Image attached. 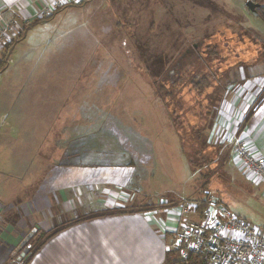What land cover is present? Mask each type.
Masks as SVG:
<instances>
[{"label": "rangeland", "instance_id": "374dc122", "mask_svg": "<svg viewBox=\"0 0 264 264\" xmlns=\"http://www.w3.org/2000/svg\"><path fill=\"white\" fill-rule=\"evenodd\" d=\"M12 1L0 0L5 180L22 173L15 152L35 142L38 130L60 131L67 163L121 162L148 148L152 172L173 198L185 186L190 197L206 190L264 232L263 194L236 187L221 165H211L196 132L227 90L229 67L264 64V22L248 0ZM206 82L211 90H203ZM164 85L170 96L159 93ZM16 129L30 133L17 139ZM185 153L202 166L194 178Z\"/></svg>", "mask_w": 264, "mask_h": 264}, {"label": "crops", "instance_id": "0c3cea01", "mask_svg": "<svg viewBox=\"0 0 264 264\" xmlns=\"http://www.w3.org/2000/svg\"><path fill=\"white\" fill-rule=\"evenodd\" d=\"M229 69L228 88L216 100L205 129L204 149L212 154L210 164L221 165L236 187L264 197V180L244 168L233 146L240 137L264 158V64L237 63ZM36 132L33 145L22 143L15 152L22 172L17 179L0 175V264L14 259L17 264H164L173 244L171 232L181 221V201H199L208 191L190 197L185 186L173 198L174 192L163 190L167 181L159 182L152 172L148 148L129 153L121 162L89 157L67 163L58 152L60 131ZM16 133L19 139L30 132ZM191 169L194 178L197 172ZM187 218L198 220L201 215ZM54 229L59 230L22 260L31 250V239Z\"/></svg>", "mask_w": 264, "mask_h": 264}, {"label": "built area", "instance_id": "2783aa9c", "mask_svg": "<svg viewBox=\"0 0 264 264\" xmlns=\"http://www.w3.org/2000/svg\"><path fill=\"white\" fill-rule=\"evenodd\" d=\"M238 161L258 178L264 180V158L255 155L240 137L234 141ZM198 201L184 198L180 204L181 221L171 232L173 246L181 255L206 253L207 264H264V232L234 214L228 206L218 205L209 196L208 207L198 220L187 218L195 214ZM9 264H17L14 259Z\"/></svg>", "mask_w": 264, "mask_h": 264}, {"label": "trees", "instance_id": "16d2710c", "mask_svg": "<svg viewBox=\"0 0 264 264\" xmlns=\"http://www.w3.org/2000/svg\"><path fill=\"white\" fill-rule=\"evenodd\" d=\"M253 1H255V0H253ZM260 3H262V2H260ZM258 16L264 22V7L261 8V9H259ZM48 19H44V20H48ZM41 20H43V19H41ZM27 28H28V26L26 27V29ZM25 32H23V34H21L19 36V38L15 41V43L24 37ZM11 48H13V47L11 46ZM10 53L11 52H9V58H10ZM6 65H7V61H5V62L4 61H1L0 62V71L3 70L6 67ZM204 80H208L207 77H204ZM201 83H202V80L200 79L199 81L195 82L194 85L195 86H198V85H201ZM206 83L207 84H205V86L202 87L203 90H206V89H208V88L211 87V84H209L208 82H206ZM167 90H168V92L166 94V91ZM159 93H161L162 95H164V97H166V95H168V96L171 95L169 89L165 85L162 86V87H160ZM165 99H166V103L169 104L167 98H165ZM209 115L211 116V114H204V116H201V117H204V118H201V120L196 124V126H197L196 127V130H197L196 132H197V138H198V140H200V139L201 140H204V138H205V129H206L208 123H209V121L207 120V118L209 117ZM175 125H176V123H175ZM203 144L205 146V142H203ZM190 162H191V165H192V167H193V169H194L195 172L198 171V169H197L198 167H200V169H201L202 166H198V163H195L191 159H190ZM208 197H209V193L206 194V197L205 198H203V199H201V200L198 201L199 202V205H198L196 211L199 212L200 215H202L203 212H204V210L208 207V205H207V199H208ZM215 200H216V202H217L218 205H221L222 204L224 206H227L219 198H215ZM58 230L59 229H54V230H51V231H49L47 233H43L40 236V242H41V240L43 238H50L52 235H54L55 233H57ZM32 241H33V239L30 240V243H32ZM38 247L39 246H36L35 248L31 249L29 252H27L25 254H22V260L29 259V257L31 256V254H33L34 251ZM164 264H207V255H206V253L195 254V253L191 252V253L188 254L187 257H183L181 255V250L179 248H175L173 246V248H170L169 250H167L166 255H165Z\"/></svg>", "mask_w": 264, "mask_h": 264}, {"label": "water", "instance_id": "95a60500", "mask_svg": "<svg viewBox=\"0 0 264 264\" xmlns=\"http://www.w3.org/2000/svg\"><path fill=\"white\" fill-rule=\"evenodd\" d=\"M246 6L248 7V9L255 15H258L259 13V9L264 7V4L259 3V2H255L253 0H248L246 3ZM33 233H31L29 235V237L27 238V240L30 239V237L32 236Z\"/></svg>", "mask_w": 264, "mask_h": 264}, {"label": "flooded vegetation", "instance_id": "af4514ba", "mask_svg": "<svg viewBox=\"0 0 264 264\" xmlns=\"http://www.w3.org/2000/svg\"><path fill=\"white\" fill-rule=\"evenodd\" d=\"M256 2V1H255ZM261 9V8H260Z\"/></svg>", "mask_w": 264, "mask_h": 264}]
</instances>
